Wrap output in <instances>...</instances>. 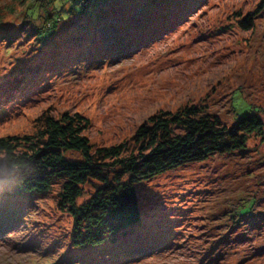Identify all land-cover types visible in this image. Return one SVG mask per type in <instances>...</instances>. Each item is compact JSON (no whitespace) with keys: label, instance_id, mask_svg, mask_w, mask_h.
Segmentation results:
<instances>
[{"label":"rangeland","instance_id":"obj_1","mask_svg":"<svg viewBox=\"0 0 264 264\" xmlns=\"http://www.w3.org/2000/svg\"><path fill=\"white\" fill-rule=\"evenodd\" d=\"M261 1L110 0L107 19L73 14L41 46L26 15L33 0H0V137L34 135L44 113L68 111L90 119L93 145L109 146L160 111L194 104L231 125L233 107L264 109ZM145 12L150 21L139 31ZM85 188L81 201L92 191ZM136 188L141 223L84 249L71 246L59 181L49 192L0 201L19 212L0 236V264H264V128L243 150Z\"/></svg>","mask_w":264,"mask_h":264},{"label":"trees","instance_id":"obj_2","mask_svg":"<svg viewBox=\"0 0 264 264\" xmlns=\"http://www.w3.org/2000/svg\"><path fill=\"white\" fill-rule=\"evenodd\" d=\"M110 3L33 0L26 11L34 23L30 34L42 46L58 34L60 22L73 14L98 22L107 19ZM260 6L264 8V0ZM148 15L142 14L135 24L139 31L148 27ZM250 19L249 15L241 22L245 29L250 28ZM40 20V25L35 24ZM233 109L236 117L231 125L194 104L175 112L160 111L143 122L130 140L109 146L91 143L85 134L90 119L81 113L65 111L59 117L44 113L36 134L0 137V201L49 192L59 181V207L73 220L71 246L84 249L115 240L141 223L136 188L140 182L214 155L243 150L253 133H262L263 108L250 105L239 113ZM87 184L92 191L81 201ZM252 203L241 206L239 216L250 213ZM18 220L19 212L0 203V236L12 231Z\"/></svg>","mask_w":264,"mask_h":264}]
</instances>
